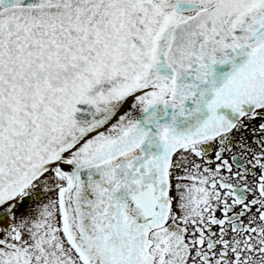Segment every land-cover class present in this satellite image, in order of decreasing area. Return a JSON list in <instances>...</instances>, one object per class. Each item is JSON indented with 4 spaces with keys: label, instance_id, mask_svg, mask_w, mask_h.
<instances>
[{
    "label": "snow or ice",
    "instance_id": "snow-or-ice-1",
    "mask_svg": "<svg viewBox=\"0 0 264 264\" xmlns=\"http://www.w3.org/2000/svg\"><path fill=\"white\" fill-rule=\"evenodd\" d=\"M0 264H264V0H0Z\"/></svg>",
    "mask_w": 264,
    "mask_h": 264
}]
</instances>
